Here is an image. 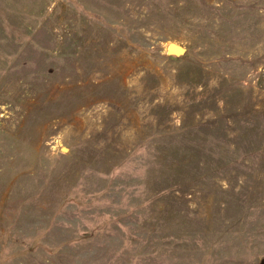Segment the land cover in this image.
<instances>
[{"label":"rangeland","instance_id":"1","mask_svg":"<svg viewBox=\"0 0 264 264\" xmlns=\"http://www.w3.org/2000/svg\"><path fill=\"white\" fill-rule=\"evenodd\" d=\"M0 264H264V0H0Z\"/></svg>","mask_w":264,"mask_h":264},{"label":"water","instance_id":"2","mask_svg":"<svg viewBox=\"0 0 264 264\" xmlns=\"http://www.w3.org/2000/svg\"><path fill=\"white\" fill-rule=\"evenodd\" d=\"M172 44H173V43H172ZM175 45H176V46H174V47H172V48L169 49L171 52H173V53H177L178 50H181V51H182V49H176V48L181 47L180 45H178V44H175ZM181 48H182V47H181Z\"/></svg>","mask_w":264,"mask_h":264},{"label":"bare ground","instance_id":"3","mask_svg":"<svg viewBox=\"0 0 264 264\" xmlns=\"http://www.w3.org/2000/svg\"><path fill=\"white\" fill-rule=\"evenodd\" d=\"M175 44H176V43H173V44L171 43L169 49L172 48V47H174V46H176ZM176 49H181V47L176 48ZM180 51H181V50H178V52H180ZM178 52H177V53H178Z\"/></svg>","mask_w":264,"mask_h":264}]
</instances>
